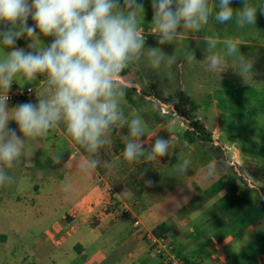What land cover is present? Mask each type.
<instances>
[{"label":"rangeland","instance_id":"rangeland-1","mask_svg":"<svg viewBox=\"0 0 264 264\" xmlns=\"http://www.w3.org/2000/svg\"><path fill=\"white\" fill-rule=\"evenodd\" d=\"M248 2L264 5V0ZM143 3L145 15L143 19L141 14L140 19L146 47H156L157 40L150 32L151 0ZM208 3L212 9L209 21L198 33L183 31L173 44L159 45L166 54L175 53V64L169 66L165 62L159 69H153L145 55L141 63L123 73L124 79L135 87L127 90L121 106L129 119L137 116L143 119L146 133L143 146L150 148L156 136L169 138L168 154L150 162L125 161L123 135L127 134V128L117 126L112 142L96 156L99 166L91 175H86L79 170L76 159L68 162L70 154L83 150L62 126L51 130L46 138L26 140L24 155L15 167L6 170L16 181L4 186L5 195L0 199V264H69L70 258L77 256L72 249L75 242L111 238L119 245L122 242L119 233L139 237L141 245L151 254L152 263L158 264L157 256L148 247L145 229L166 235L174 246V238L185 233L182 227L195 228L206 223L203 234L199 239L193 237L192 243L212 239L210 242L216 244L211 237L219 228L222 216H235L264 199V14L258 10L255 25L239 28L235 19L218 23L215 20L218 0H208ZM242 4L243 0H232L231 6L238 9ZM210 36L218 39V49L224 39H238L241 53L254 61L252 73H240L232 57H226L220 68L209 69L204 41ZM41 39L45 44L51 40L50 37ZM29 42L21 38L17 45L26 47ZM189 50L196 56L191 62L185 59ZM4 51L0 46V55ZM42 80L38 77L35 82L17 80L13 84L34 89ZM149 82L157 83L164 96L173 97L183 91L198 105L193 116L210 133L211 142L192 135L193 142L188 143L183 134L189 129L190 121L175 115L172 104L148 97ZM32 99L35 101V93ZM170 124L174 128L170 129ZM59 154L64 158L63 163L68 162L65 166L55 163ZM172 157L174 162L170 164ZM183 159L190 160L186 173L177 170ZM209 163L215 164L212 175L207 174ZM222 177H233L238 190H248L251 195L226 214L218 213L224 192L210 190L211 184ZM66 182L72 185L70 193L63 191ZM91 185L102 186L105 193L107 186L113 190L111 194L106 193L105 199L99 198L97 204L94 196L89 198L90 212H71L72 204ZM126 208L128 213H124ZM191 209L193 213L187 218L183 213ZM173 213L181 216L180 224L175 226L179 230L171 226ZM103 217L107 221L99 229V219ZM135 220L141 223L139 229L134 226ZM253 231L264 240V224ZM96 246H89L86 257H77L72 264H90L88 257ZM110 249L111 258L104 264H114L113 244ZM255 249L254 245L241 259L251 257ZM96 260L103 259L97 256ZM185 260L187 264H194Z\"/></svg>","mask_w":264,"mask_h":264},{"label":"clouds","instance_id":"clouds-1","mask_svg":"<svg viewBox=\"0 0 264 264\" xmlns=\"http://www.w3.org/2000/svg\"><path fill=\"white\" fill-rule=\"evenodd\" d=\"M231 5L232 0H218V23L235 19L244 28L256 24L258 10L264 14V5L248 0L238 9ZM151 9L150 32L156 47H146L140 19L145 15L143 0H0V46L5 50L0 55V186L15 183L16 178L6 170L24 155L26 140L46 138L61 126L83 150L70 154L68 162L76 159L86 175L99 166L96 156L112 142L117 126L127 128L125 161L150 162L168 154L169 138L156 136L150 148L143 146V119H129L121 106L127 90L135 87L123 73L141 63L145 55L153 69L165 62L175 64V53L166 54L159 45L173 44L183 31L198 33L212 9L208 0H151ZM41 37L51 40L45 44ZM21 38L30 41L26 47L17 46ZM204 43L209 69L220 68L226 57H232L240 73H252L254 61L241 53L238 39H224L219 49L215 37H207ZM185 59L195 60L194 51H187ZM38 77L43 78V86L39 93L35 91V101L28 99L9 108L13 83L35 82ZM32 91L29 87L28 92ZM63 161L61 154L55 157L57 165ZM189 166L190 160L183 159L177 170L186 173ZM214 172L215 164L209 163L207 174ZM71 190L66 182L63 191Z\"/></svg>","mask_w":264,"mask_h":264},{"label":"crops","instance_id":"crops-1","mask_svg":"<svg viewBox=\"0 0 264 264\" xmlns=\"http://www.w3.org/2000/svg\"><path fill=\"white\" fill-rule=\"evenodd\" d=\"M14 106L16 105H9V108H12ZM9 124L12 127H16L14 121H10ZM50 152L52 155H54V150L51 149ZM4 186H0L1 201L3 198L2 196L5 195L3 194L5 193ZM92 196L96 198L95 203L97 204V202H99V198H101L102 200L106 198V193L103 190L102 186L100 187L98 185L97 186L91 185L86 190V192L80 198L75 200V202L72 204L73 208L70 209L71 212H75L78 214L90 212L91 211V209L89 208L90 205L87 204V202H89L90 200L89 198H91ZM1 204L2 202H0V206ZM188 211L189 210H185L183 213V214H187L186 215L187 218L189 217L190 214L193 213L192 209L189 212ZM240 212H237L235 216H230L229 218L222 216L223 220L219 228L216 230L215 234L211 237L213 238V240H216V244L210 242L212 239H209L208 241L206 240L201 244L200 241L197 242V244L192 243L193 237L199 239L200 236L203 234V227L205 226L206 223H202L203 225L200 224L201 226L195 228L192 227L186 229L182 227V229H184V231L182 232L185 233L183 234L181 233L177 235V239L174 238L175 239L173 243L174 249L179 255L187 258L191 263L194 262V264H264V240L261 239L260 235L253 233L254 232L253 230H255L256 228L243 230L238 226L235 219ZM218 213L226 214L223 213L221 210ZM179 217L181 216H176V214L173 213L172 225H171L173 229L179 230L178 227H175L178 226L177 224H180V222H178ZM99 220H100V225L97 228L101 229L103 227L102 225L107 221V219L103 217ZM117 222L118 221H116L115 223ZM118 235H121L118 238L122 241L121 243H118L119 245H115L116 244V243L114 244L115 240L113 242L111 238L110 239L95 238L93 240H88L84 242H78V241L75 242L72 245V249L77 252V256L70 258L71 261L69 264H72L77 257L85 258L87 248L92 245H97V246H96V250L88 257L89 258L88 260L91 261L90 264H104L105 262L108 261V258H111L110 245L112 244H113V250L116 254L114 257L115 259L114 264H155L152 263L151 254L148 253V250H146V248L143 245H141V241H140L141 239L139 237H136L134 234H129V233L126 234L119 233ZM254 245L256 246V249L252 251L251 257L253 258L255 256V258L251 260V257H249L242 260L241 256L244 253H246L248 250H250V248L253 247ZM176 246L178 247V249ZM58 247L59 246H57L56 248ZM97 256H101L103 260H96ZM156 258L158 260V264H161L158 257ZM61 263L68 264V262H61Z\"/></svg>","mask_w":264,"mask_h":264},{"label":"trees","instance_id":"trees-1","mask_svg":"<svg viewBox=\"0 0 264 264\" xmlns=\"http://www.w3.org/2000/svg\"><path fill=\"white\" fill-rule=\"evenodd\" d=\"M24 41H27L24 39ZM149 95L158 101L168 102L173 105V113L178 117L189 120V129L184 131V138L188 143H192V135L197 136L204 142H211L210 133L204 126L195 119L194 112L198 110L196 105L183 91H179L175 96H164L160 86L157 83H148ZM127 97V96H126ZM174 162L171 158L170 164ZM257 190V187H254ZM210 190L214 193L224 192L220 199V210L223 213L230 212L240 203L247 200L251 195L248 190L239 191L237 182L233 177H222L215 183L211 184ZM238 226L243 229H254L264 223V199L259 203L252 204L243 209L235 219ZM158 232V231H156Z\"/></svg>","mask_w":264,"mask_h":264},{"label":"built area","instance_id":"built-area-1","mask_svg":"<svg viewBox=\"0 0 264 264\" xmlns=\"http://www.w3.org/2000/svg\"><path fill=\"white\" fill-rule=\"evenodd\" d=\"M43 86V80L39 82L38 87L34 88L31 93L28 92L29 87H19L12 85L9 95V105H15L19 102L31 99L37 88ZM112 188L106 187V193H112ZM126 208L124 213H128ZM134 226L139 229L141 223L138 220L134 221ZM144 236L147 240L150 251L155 254L162 264H187L183 256L179 255L174 246L164 234L157 233L155 230L145 229Z\"/></svg>","mask_w":264,"mask_h":264}]
</instances>
